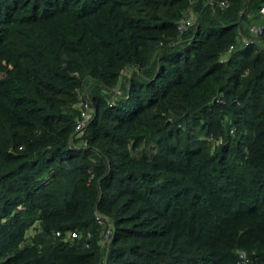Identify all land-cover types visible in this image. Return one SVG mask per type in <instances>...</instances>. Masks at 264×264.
Returning <instances> with one entry per match:
<instances>
[{
	"label": "trees",
	"instance_id": "obj_1",
	"mask_svg": "<svg viewBox=\"0 0 264 264\" xmlns=\"http://www.w3.org/2000/svg\"><path fill=\"white\" fill-rule=\"evenodd\" d=\"M263 5L0 0V264H264Z\"/></svg>",
	"mask_w": 264,
	"mask_h": 264
},
{
	"label": "built area",
	"instance_id": "obj_2",
	"mask_svg": "<svg viewBox=\"0 0 264 264\" xmlns=\"http://www.w3.org/2000/svg\"><path fill=\"white\" fill-rule=\"evenodd\" d=\"M223 6H228V3L226 1H222L220 3ZM262 13H264V5L260 9ZM192 23L191 18H186L182 20L179 24V29L183 30L186 26L190 25ZM251 31L255 34H258L262 32V27H257V26H252ZM253 42L252 38H245V43L250 44ZM233 48V45L229 47L228 52L230 53ZM118 92V89L115 90ZM77 97H78V108H79V115L76 119V124H75V130L77 132H81L85 129V127L88 125L89 121L93 117L95 113V106L93 104V101L91 99V96L89 94V90L87 88H79L76 90ZM114 103V100L111 101L110 105ZM83 145L86 147L87 146V141H83ZM95 219L99 225H101L104 230L101 232V237H102V242L109 243L112 240L113 233H114V226L113 222L111 219L108 217L104 216L101 214L99 211L95 212ZM57 236L60 235V232L56 233ZM70 236L73 238H78L80 237V234L78 231H72L70 232ZM239 257H240V263L245 264L248 261L247 255L244 251H239ZM106 254H104L101 257L100 264H106Z\"/></svg>",
	"mask_w": 264,
	"mask_h": 264
},
{
	"label": "water",
	"instance_id": "obj_3",
	"mask_svg": "<svg viewBox=\"0 0 264 264\" xmlns=\"http://www.w3.org/2000/svg\"><path fill=\"white\" fill-rule=\"evenodd\" d=\"M242 12L240 13V17H239V19H238V22L240 23L241 21H242Z\"/></svg>",
	"mask_w": 264,
	"mask_h": 264
},
{
	"label": "rangeland",
	"instance_id": "obj_4",
	"mask_svg": "<svg viewBox=\"0 0 264 264\" xmlns=\"http://www.w3.org/2000/svg\"><path fill=\"white\" fill-rule=\"evenodd\" d=\"M34 230L33 229H31L29 232H33Z\"/></svg>",
	"mask_w": 264,
	"mask_h": 264
}]
</instances>
